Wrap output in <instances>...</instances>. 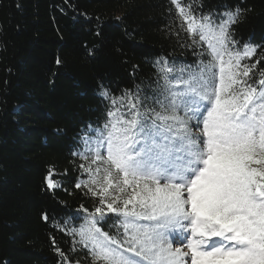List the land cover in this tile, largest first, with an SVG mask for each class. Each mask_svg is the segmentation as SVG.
<instances>
[{
	"label": "snow or ice",
	"instance_id": "1",
	"mask_svg": "<svg viewBox=\"0 0 264 264\" xmlns=\"http://www.w3.org/2000/svg\"><path fill=\"white\" fill-rule=\"evenodd\" d=\"M169 3V37L192 59L98 78L68 167L42 176L40 219L69 240L51 237L57 264H264V42L238 38L243 0ZM69 186L92 207L57 200Z\"/></svg>",
	"mask_w": 264,
	"mask_h": 264
},
{
	"label": "trees",
	"instance_id": "2",
	"mask_svg": "<svg viewBox=\"0 0 264 264\" xmlns=\"http://www.w3.org/2000/svg\"><path fill=\"white\" fill-rule=\"evenodd\" d=\"M203 3L208 11L241 0ZM243 6L238 38L264 42V0ZM169 7V0H0V264H57L53 235L68 251V237L40 219L52 204L42 176L49 165L68 167L74 130L96 117L98 78L124 84L133 64L147 73L158 56L192 59L169 37ZM68 191L56 199L72 212L92 207Z\"/></svg>",
	"mask_w": 264,
	"mask_h": 264
}]
</instances>
